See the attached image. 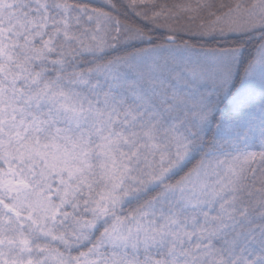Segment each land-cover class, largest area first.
Returning <instances> with one entry per match:
<instances>
[{
    "label": "snow or ice",
    "instance_id": "1",
    "mask_svg": "<svg viewBox=\"0 0 264 264\" xmlns=\"http://www.w3.org/2000/svg\"><path fill=\"white\" fill-rule=\"evenodd\" d=\"M0 264H264V0H0Z\"/></svg>",
    "mask_w": 264,
    "mask_h": 264
}]
</instances>
